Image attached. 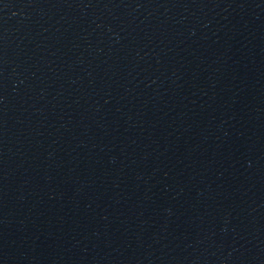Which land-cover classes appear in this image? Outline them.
I'll return each instance as SVG.
<instances>
[{"label": "water", "instance_id": "water-1", "mask_svg": "<svg viewBox=\"0 0 264 264\" xmlns=\"http://www.w3.org/2000/svg\"><path fill=\"white\" fill-rule=\"evenodd\" d=\"M0 264H264V0H0Z\"/></svg>", "mask_w": 264, "mask_h": 264}]
</instances>
